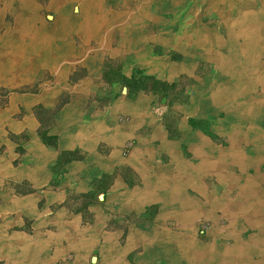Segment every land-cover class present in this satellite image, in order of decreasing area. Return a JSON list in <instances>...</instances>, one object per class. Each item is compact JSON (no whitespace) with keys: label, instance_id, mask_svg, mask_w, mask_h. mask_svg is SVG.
I'll list each match as a JSON object with an SVG mask.
<instances>
[{"label":"crops","instance_id":"obj_1","mask_svg":"<svg viewBox=\"0 0 264 264\" xmlns=\"http://www.w3.org/2000/svg\"><path fill=\"white\" fill-rule=\"evenodd\" d=\"M9 1L0 264H264V0Z\"/></svg>","mask_w":264,"mask_h":264},{"label":"rangeland","instance_id":"obj_2","mask_svg":"<svg viewBox=\"0 0 264 264\" xmlns=\"http://www.w3.org/2000/svg\"><path fill=\"white\" fill-rule=\"evenodd\" d=\"M67 1H65V0H62V1L61 0H56V2L59 4V6H61L62 3H65ZM9 2L6 3V6L7 7L8 6H11V5H9ZM77 4L79 6H81L79 2ZM246 7L247 6L245 5L244 8H245V13H246V20H245L246 24L243 26V29L241 31L237 29V26L235 28H234V26H232L233 29H234V33H233L234 36L236 34H242L247 28L252 27L254 25H255L256 29L258 30V26H257L258 23H259L258 22V19L260 18V16L261 17H264V1L259 6L253 7L252 5H248V7H249L250 10H247V11H246ZM34 8H35V6H34ZM218 10L220 12H223L224 13V11H221L220 9H218ZM75 12H79V11L77 10ZM254 13H255V15H254ZM252 16H253V18H252ZM234 36L232 38H234ZM252 42L257 43V39L253 38L252 39ZM247 46H248V44H247ZM253 63H255V61H253ZM256 87H257V85H247V88L248 89L245 88L244 92L242 91V94L241 95H247L248 94L247 95L248 97H246V100L244 102H237V100H235L234 103H237V105H235L234 107L237 109V108H242V107L247 108L248 106H250V109L251 110H253V109L254 110H257V109L263 108V105H264V103H263L264 102V84H263V90L262 89L260 90V92L263 94V96H256V97L253 96V94H255V91L254 90L256 89ZM261 93H259V95H261ZM8 94H9V91H0V100H3L6 97V95H8ZM217 101H219V98L217 99ZM254 102H255V106L253 108L252 104ZM244 104H247V106L244 105ZM38 113L40 114L41 118L46 121V122H44V124H45L44 127L49 128L50 126H52V121H51V118H50L51 117V114H50L49 111L39 109L38 110ZM251 118H252V111H251ZM12 140L13 141H16V139L14 137H12ZM49 143H51V140H49ZM5 151H6V148L0 147V155L1 154H4ZM15 151L16 152L19 151L17 147H16V150ZM15 188L17 190H19L18 192H22L23 190H27L22 185H18V184H16Z\"/></svg>","mask_w":264,"mask_h":264},{"label":"bare ground","instance_id":"obj_3","mask_svg":"<svg viewBox=\"0 0 264 264\" xmlns=\"http://www.w3.org/2000/svg\"><path fill=\"white\" fill-rule=\"evenodd\" d=\"M11 1V0H10ZM62 1V0H61ZM65 1H67V0H65ZM89 2H91V1H93V0H88ZM21 3V2H20ZM28 3V2H27ZM67 3V2H66ZM21 6V5H20ZM27 6V5H26ZM31 6V5H30ZM29 7V6H28ZM21 8V7H20ZM93 9H95V8H93Z\"/></svg>","mask_w":264,"mask_h":264}]
</instances>
